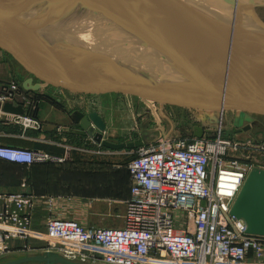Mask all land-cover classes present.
<instances>
[{
	"label": "water",
	"instance_id": "95a60500",
	"mask_svg": "<svg viewBox=\"0 0 264 264\" xmlns=\"http://www.w3.org/2000/svg\"><path fill=\"white\" fill-rule=\"evenodd\" d=\"M36 1V0H33ZM57 10L37 14L18 0H0V48L56 82L95 87L162 106L264 113V33L174 0H39ZM46 84L24 81L38 91ZM2 111L23 116L21 104ZM86 134L102 147L106 125L92 112ZM246 130V129H245ZM194 126L191 137L201 139ZM231 215L264 237V170L252 168ZM2 264H82L45 251Z\"/></svg>",
	"mask_w": 264,
	"mask_h": 264
},
{
	"label": "built area",
	"instance_id": "2783aa9c",
	"mask_svg": "<svg viewBox=\"0 0 264 264\" xmlns=\"http://www.w3.org/2000/svg\"><path fill=\"white\" fill-rule=\"evenodd\" d=\"M23 91L16 80L0 82V106L21 104L25 114L7 121L39 130L40 122L26 114L35 105ZM240 148L222 126L212 136L204 129L201 139L165 136L138 148L127 164L131 186L124 227H85L60 215L49 217L46 251L82 264H264V237L247 234L244 221L231 215L251 169L264 170L236 156ZM0 159L27 166L65 161L8 145H0ZM53 201L34 195L25 180L17 193L0 191L1 251L16 239L30 253L36 205Z\"/></svg>",
	"mask_w": 264,
	"mask_h": 264
},
{
	"label": "crops",
	"instance_id": "0c3cea01",
	"mask_svg": "<svg viewBox=\"0 0 264 264\" xmlns=\"http://www.w3.org/2000/svg\"><path fill=\"white\" fill-rule=\"evenodd\" d=\"M28 79L33 84H46L38 91L27 92L32 104L37 105L31 116L40 122L41 128L25 129L10 123L7 121L10 115L0 106V145L40 149L65 161L27 166L0 159L1 192L17 193L23 179L28 178L34 195L54 198L50 206L39 203L33 212V238L29 242L32 253L21 250V242L14 239L8 241V250L1 251L0 246V258L45 252L48 248L44 240L46 221L57 215L85 227L121 229L124 227V203L130 198L127 164L132 158V143L124 141V130L111 127L112 121L96 104L108 100L118 117L125 108L137 109L136 101L128 98L130 96L95 87L56 82L0 48V82L16 80L22 85ZM136 111L138 113V109ZM92 112H96L106 125L103 139L123 143L124 149L113 151L102 146L98 149V144L86 134L90 126L87 115ZM30 113L27 110L26 114L30 116Z\"/></svg>",
	"mask_w": 264,
	"mask_h": 264
},
{
	"label": "rangeland",
	"instance_id": "374dc122",
	"mask_svg": "<svg viewBox=\"0 0 264 264\" xmlns=\"http://www.w3.org/2000/svg\"><path fill=\"white\" fill-rule=\"evenodd\" d=\"M223 1L227 4L222 9L202 8L200 10L220 15L227 21L236 17L244 21L238 26H244L254 33H264V0L240 1L242 4L235 11L233 9L235 0ZM128 98H131L133 102L136 101L135 107L138 113L137 109L130 106L117 117L108 100H101V103L99 102L100 104L96 106L110 122L112 121L111 127L116 126L124 130V141L132 143L130 149H133V152L165 136L187 138L191 136L194 126L205 128L209 136L214 134L218 126H222L226 137L241 146L235 155L246 163L264 168V113L226 112L219 121L220 115L217 112L171 106L161 107L134 97ZM19 257L22 256H4L0 258V264Z\"/></svg>",
	"mask_w": 264,
	"mask_h": 264
},
{
	"label": "bare ground",
	"instance_id": "6f19581e",
	"mask_svg": "<svg viewBox=\"0 0 264 264\" xmlns=\"http://www.w3.org/2000/svg\"><path fill=\"white\" fill-rule=\"evenodd\" d=\"M18 1L26 5V7L30 8L35 13L41 14L42 16H45V17H54L57 14L56 9H54L52 6L43 4L42 1L40 2L39 0H36V1L18 0ZM174 1H181V0H174ZM182 1L189 3L190 5H192L194 8L198 10L202 8H207L211 10H213L214 8L222 9L223 7H225V4H227L223 0H182ZM240 1L243 2V0H235L234 7H233L234 11L236 8H238V6L242 4V2ZM203 12H206V11H203ZM228 22H232L235 25H238L244 21H241L240 19H236V17H234L233 19L228 20Z\"/></svg>",
	"mask_w": 264,
	"mask_h": 264
},
{
	"label": "trees",
	"instance_id": "16d2710c",
	"mask_svg": "<svg viewBox=\"0 0 264 264\" xmlns=\"http://www.w3.org/2000/svg\"><path fill=\"white\" fill-rule=\"evenodd\" d=\"M24 93H25V95H27V92L26 91H23ZM37 110V105H35V108L34 109H31L30 111H31V113H30V117L31 118H33L31 115H33V114H35V111ZM34 119V118H33ZM9 146V145H8ZM23 180H25L26 181V184L28 185V183H29V179L28 178H26V179H23ZM27 180H28V183H27ZM29 185H31V184H29ZM28 185V187H29V189H30V187L31 186H29ZM31 189H32V187H31ZM31 191V190H30ZM32 191H33V189H32ZM34 192V191H33Z\"/></svg>",
	"mask_w": 264,
	"mask_h": 264
},
{
	"label": "flooded vegetation",
	"instance_id": "af4514ba",
	"mask_svg": "<svg viewBox=\"0 0 264 264\" xmlns=\"http://www.w3.org/2000/svg\"><path fill=\"white\" fill-rule=\"evenodd\" d=\"M190 137V136H189Z\"/></svg>",
	"mask_w": 264,
	"mask_h": 264
}]
</instances>
